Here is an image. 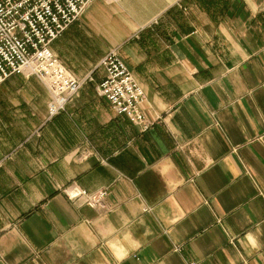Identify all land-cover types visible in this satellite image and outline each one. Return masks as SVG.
I'll list each match as a JSON object with an SVG mask.
<instances>
[{
    "label": "crops",
    "instance_id": "0c3cea01",
    "mask_svg": "<svg viewBox=\"0 0 264 264\" xmlns=\"http://www.w3.org/2000/svg\"><path fill=\"white\" fill-rule=\"evenodd\" d=\"M51 48L83 81L64 111L0 84V264H264V0H92ZM112 51L148 130L98 92Z\"/></svg>",
    "mask_w": 264,
    "mask_h": 264
},
{
    "label": "built area",
    "instance_id": "2783aa9c",
    "mask_svg": "<svg viewBox=\"0 0 264 264\" xmlns=\"http://www.w3.org/2000/svg\"><path fill=\"white\" fill-rule=\"evenodd\" d=\"M92 0H0V84L13 74L37 75L51 93L49 116L65 110L76 97L83 81L74 77L51 49L52 42L73 24ZM105 76L98 86L117 114H126L131 122L148 130L141 104L145 90L132 70L116 51L101 62ZM63 191L72 201L97 210H107L108 189L90 192L73 182ZM195 264V263H190Z\"/></svg>",
    "mask_w": 264,
    "mask_h": 264
},
{
    "label": "bare ground",
    "instance_id": "6f19581e",
    "mask_svg": "<svg viewBox=\"0 0 264 264\" xmlns=\"http://www.w3.org/2000/svg\"><path fill=\"white\" fill-rule=\"evenodd\" d=\"M52 49V48H51ZM53 51V50H52ZM54 53V52H53ZM55 54V53H54ZM59 58V57H58ZM59 61H60V59H59ZM61 62V61H60ZM62 64V63H61ZM63 65V64H62ZM64 66V65H63ZM64 68L66 69V67L64 66ZM68 71V70H67ZM69 72V71H68Z\"/></svg>",
    "mask_w": 264,
    "mask_h": 264
},
{
    "label": "rangeland",
    "instance_id": "374dc122",
    "mask_svg": "<svg viewBox=\"0 0 264 264\" xmlns=\"http://www.w3.org/2000/svg\"><path fill=\"white\" fill-rule=\"evenodd\" d=\"M72 74V73H71ZM73 75V74H72ZM88 79H93L92 77H89ZM70 184V183H69ZM68 185V184H67ZM65 187V186H64ZM64 192V191H63ZM65 193V192H64ZM66 194V193H65Z\"/></svg>",
    "mask_w": 264,
    "mask_h": 264
}]
</instances>
